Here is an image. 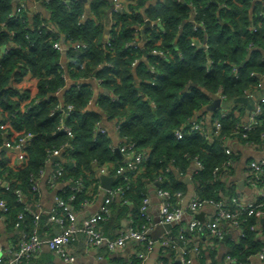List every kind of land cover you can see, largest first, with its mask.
<instances>
[{
	"label": "clouds",
	"instance_id": "obj_1",
	"mask_svg": "<svg viewBox=\"0 0 264 264\" xmlns=\"http://www.w3.org/2000/svg\"><path fill=\"white\" fill-rule=\"evenodd\" d=\"M0 264H264V0H0Z\"/></svg>",
	"mask_w": 264,
	"mask_h": 264
}]
</instances>
